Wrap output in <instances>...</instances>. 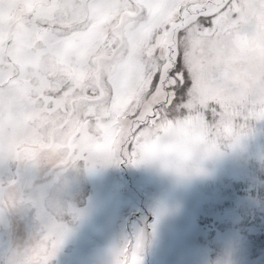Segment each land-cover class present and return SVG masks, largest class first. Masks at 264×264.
<instances>
[{
	"label": "snow or ice",
	"instance_id": "obj_1",
	"mask_svg": "<svg viewBox=\"0 0 264 264\" xmlns=\"http://www.w3.org/2000/svg\"><path fill=\"white\" fill-rule=\"evenodd\" d=\"M260 120L264 0H0V163L193 175ZM41 219L32 252L51 264L69 228ZM145 242L113 264H143Z\"/></svg>",
	"mask_w": 264,
	"mask_h": 264
},
{
	"label": "rangeland",
	"instance_id": "obj_2",
	"mask_svg": "<svg viewBox=\"0 0 264 264\" xmlns=\"http://www.w3.org/2000/svg\"><path fill=\"white\" fill-rule=\"evenodd\" d=\"M245 131L193 175L50 153L0 163V264L40 240L46 211L69 228L51 264H113L142 231L143 264H264V120Z\"/></svg>",
	"mask_w": 264,
	"mask_h": 264
},
{
	"label": "clouds",
	"instance_id": "obj_3",
	"mask_svg": "<svg viewBox=\"0 0 264 264\" xmlns=\"http://www.w3.org/2000/svg\"><path fill=\"white\" fill-rule=\"evenodd\" d=\"M204 161L201 163V167L203 166ZM10 195L15 198L18 195L16 189L10 190ZM42 196L41 193H35L27 197L29 201H35ZM39 241L38 236H36L33 240V243L27 248L25 251L18 252L12 255L10 258V264H35V256L32 252V249Z\"/></svg>",
	"mask_w": 264,
	"mask_h": 264
}]
</instances>
